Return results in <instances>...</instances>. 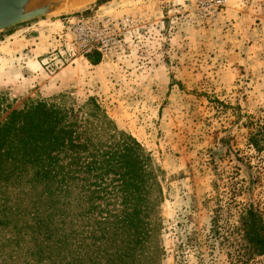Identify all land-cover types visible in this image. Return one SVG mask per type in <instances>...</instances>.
<instances>
[{"label": "rangeland", "instance_id": "1", "mask_svg": "<svg viewBox=\"0 0 264 264\" xmlns=\"http://www.w3.org/2000/svg\"><path fill=\"white\" fill-rule=\"evenodd\" d=\"M55 2L0 31L1 119L94 101L161 171L149 264H264L229 232L244 208L264 218V151L248 141L264 133V0Z\"/></svg>", "mask_w": 264, "mask_h": 264}, {"label": "trees", "instance_id": "2", "mask_svg": "<svg viewBox=\"0 0 264 264\" xmlns=\"http://www.w3.org/2000/svg\"><path fill=\"white\" fill-rule=\"evenodd\" d=\"M3 102L0 96V264H149L143 255L162 199L161 171L141 145L92 100L77 114L29 100L1 119ZM248 141L264 151L260 127ZM81 217L82 236L94 238L83 248ZM232 227L240 256H264L257 210L244 208Z\"/></svg>", "mask_w": 264, "mask_h": 264}, {"label": "water", "instance_id": "3", "mask_svg": "<svg viewBox=\"0 0 264 264\" xmlns=\"http://www.w3.org/2000/svg\"><path fill=\"white\" fill-rule=\"evenodd\" d=\"M55 0H0V31L55 11Z\"/></svg>", "mask_w": 264, "mask_h": 264}, {"label": "built area", "instance_id": "4", "mask_svg": "<svg viewBox=\"0 0 264 264\" xmlns=\"http://www.w3.org/2000/svg\"><path fill=\"white\" fill-rule=\"evenodd\" d=\"M218 3H221V0H218ZM82 47L84 48V52H87V51L90 50V49L88 48V45H87V44L83 45Z\"/></svg>", "mask_w": 264, "mask_h": 264}, {"label": "crops", "instance_id": "5", "mask_svg": "<svg viewBox=\"0 0 264 264\" xmlns=\"http://www.w3.org/2000/svg\"><path fill=\"white\" fill-rule=\"evenodd\" d=\"M20 31L21 30H16V31H14V32H12V33H9V37H11V36H13L14 34H18V33H20Z\"/></svg>", "mask_w": 264, "mask_h": 264}]
</instances>
